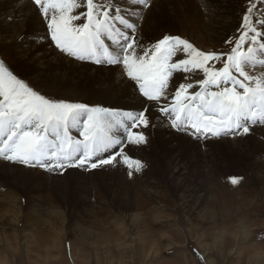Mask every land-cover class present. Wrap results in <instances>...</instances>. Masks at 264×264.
Instances as JSON below:
<instances>
[{
  "label": "snow or ice",
  "instance_id": "snow-or-ice-1",
  "mask_svg": "<svg viewBox=\"0 0 264 264\" xmlns=\"http://www.w3.org/2000/svg\"><path fill=\"white\" fill-rule=\"evenodd\" d=\"M32 3L46 23L43 38H50L59 53L119 66L150 103L121 112L51 99L0 60V159L61 173L122 163L131 177L145 165L131 158L125 147L148 142L143 129L152 126L154 112L169 120L171 128L196 139L247 135L251 125L264 123V70L252 74L257 67L264 69V11L254 20V0L223 52L200 50L179 35L143 44L129 17L140 19L136 9H146L150 0H128L130 8L116 0Z\"/></svg>",
  "mask_w": 264,
  "mask_h": 264
},
{
  "label": "bare ground",
  "instance_id": "bare-ground-1",
  "mask_svg": "<svg viewBox=\"0 0 264 264\" xmlns=\"http://www.w3.org/2000/svg\"><path fill=\"white\" fill-rule=\"evenodd\" d=\"M151 1L153 5L149 11L136 9L140 11L142 18L141 28H138L136 36L145 45H149L167 34L160 31L158 20H151L153 9H157L160 15H164L165 11L167 12L172 6L187 8L191 3L194 10L191 9L192 11L188 13L185 23L182 25L205 31L202 36L196 35L194 43L204 39L213 43H221L240 27V22L236 24V20L233 18V8L240 0ZM116 2L122 8L132 7L128 0H116ZM200 18L206 19L208 23L199 21ZM130 19L138 27L136 17H130ZM0 33L2 37L0 52L4 50L14 61L16 67L23 68L25 66L29 70L27 78L39 87L51 92L52 88L65 89L64 91L68 92L67 95L78 99L77 103H88L89 106L105 107L121 112L138 111L150 103L138 94V90H134L132 83L125 79L118 67L96 66L91 62L84 64L86 63L84 61L79 64L78 61L62 56L50 43V39L43 38L46 33V23L37 15L35 6L29 0H0ZM256 69L252 70V74L258 75L264 70L256 71ZM176 75L181 74L177 73ZM27 78L25 80H28ZM76 79V82H72ZM87 79H90V88L83 87ZM153 117L152 126L143 129L148 137V142L139 146L125 147V151L131 158L139 159L145 165L138 172L140 178L144 179L142 190L143 188L148 190L166 187L173 191L175 196L186 197L189 195L190 198L198 196L202 190L209 188V185H205L206 174L213 171V167L219 168L224 163L221 167L233 168L234 163L238 162L239 154L248 159L251 157L250 161L253 159L252 164L257 168L264 166V125L250 127L247 135H234L232 136L233 140L227 137L196 141L189 137L190 135L171 128L170 121L159 113L154 112ZM72 133L76 134L78 130L73 129ZM117 165L118 168L114 169ZM117 165H110L105 170L101 169L102 167L96 169L68 168L61 173L60 171L49 172L39 167H22L23 165L20 166V164L0 160V183L7 189H5V198L7 197L11 201V209L4 222L9 221L10 217H14L13 220L16 223L14 226H17L24 218L22 220L24 221L23 232L21 233L23 235L27 234L39 222L45 223L43 219L47 208L46 200L51 193L56 209H60V205L66 204V202L76 208L81 221L76 225L81 231L86 225L95 224L90 214L95 207L88 201L89 185L91 179L92 181L95 179L103 182L104 195H106L108 205L124 216L125 223L129 226L143 225L146 217L137 213L136 202L143 195L151 193L138 192V176L130 178L127 166L122 163ZM134 173L136 172L133 171V175ZM259 173L254 174L260 178ZM50 180H54L53 183ZM50 183H52L51 186H49ZM205 186L207 187L204 188ZM56 209L53 212L50 211L52 213L51 221L56 219L55 216L59 213ZM70 213L72 212L70 211ZM161 218L162 216L159 215L155 221L161 222ZM1 238L9 245V250L13 254L17 252V249L11 247L4 236ZM19 238L20 236L16 232L13 236L15 244H18ZM56 244L58 247L59 244ZM49 249L53 250L50 247ZM49 249L46 250L49 252Z\"/></svg>",
  "mask_w": 264,
  "mask_h": 264
},
{
  "label": "rangeland",
  "instance_id": "rangeland-1",
  "mask_svg": "<svg viewBox=\"0 0 264 264\" xmlns=\"http://www.w3.org/2000/svg\"><path fill=\"white\" fill-rule=\"evenodd\" d=\"M29 1L32 3V0ZM254 2L256 3L253 17L255 20L259 18V13L264 11V3L260 0H254ZM249 3L250 0H240L233 8V18L236 24L240 22L239 26L242 24V18ZM152 5L150 0L149 7L145 10L149 11ZM192 8L191 3L187 8L172 6L167 12L165 11L164 15H160L157 9H153L150 18L159 21L158 27L163 33L166 32V35H179L200 50L215 52L227 50L230 45L225 41L237 35L239 28L221 43H213L206 39L194 43L196 35L202 36L205 31L182 25L188 13L194 10ZM136 21L139 24L138 30L141 28L142 18ZM199 21L208 23L206 19L200 18ZM1 39L0 33V43ZM62 56L75 60L63 54ZM0 60H3L18 78L24 79L40 94L59 101L77 103L78 99L67 95L68 92H65V89L52 88L51 92L30 81L27 78L29 70L25 66L16 67L4 50L0 52ZM84 62L77 63H90ZM116 67L121 70L119 66ZM259 69L257 67L256 71ZM124 77L128 81L125 75ZM26 78L28 80H25ZM76 81L77 79L72 82ZM85 82L83 87L90 88V79ZM250 158L239 154L238 162L234 163L233 168L221 167L224 163L219 168L213 167L212 170H214L206 174L205 185H209V188L205 186L206 189L202 190L198 196L190 198L189 195L175 196L173 191L166 187L142 190L144 179L140 178L138 172L134 173L132 175L134 178L138 176V179L136 178L139 185L138 192L151 193L143 195L136 202L137 213L146 217L145 223L137 226H129L123 221L124 216L115 208H110L104 195L103 182L91 179L88 201L95 207V211L90 213L95 224L86 225L80 231L77 225L81 221L76 208L66 202L60 205V209H56L49 193L43 219L45 223L39 222L25 236L21 234L24 218L17 226H14L16 224L14 217L4 222L11 209V201L5 198L7 189L0 183V238L4 236L11 247L17 249V252L13 254L9 250V245L1 238L0 264H264V166L257 168L252 164L253 159L250 161ZM109 166L99 168L105 170ZM22 167L28 168L24 165ZM116 167L118 168V165L114 169ZM258 172H260V178L254 174ZM232 178H240L239 183L233 184ZM52 181L54 180H50ZM55 209L59 213L55 216L56 219L51 221L50 215ZM159 215L162 216L161 222H156L155 218ZM48 220L51 221V225ZM16 232L20 236L18 244L13 241ZM56 243L59 244L58 247ZM49 247L53 250L50 251Z\"/></svg>",
  "mask_w": 264,
  "mask_h": 264
}]
</instances>
